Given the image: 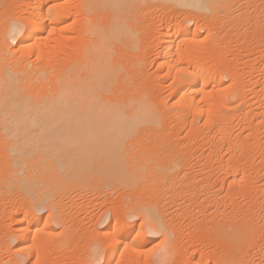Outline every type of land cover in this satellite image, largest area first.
Returning <instances> with one entry per match:
<instances>
[{
    "label": "bare ground",
    "instance_id": "6f19581e",
    "mask_svg": "<svg viewBox=\"0 0 264 264\" xmlns=\"http://www.w3.org/2000/svg\"><path fill=\"white\" fill-rule=\"evenodd\" d=\"M233 2L232 5H234ZM230 3L229 0H0V214L9 210L11 201L22 202L19 208L16 206L17 209H13L14 217L11 215V221L4 227L0 236V254L1 256L2 252L6 254L5 260L0 258V264H22V262L47 264L48 260L45 257L48 253H45L47 248L45 246L49 240L52 242V238L47 235L49 232L46 233L45 229L52 226L50 225V218H53L52 223L57 226L68 219L67 212L62 210L67 217L64 220L63 213L59 210L58 205H60L61 200H55V195L58 196L55 192H59L56 186L64 185L67 182V177L73 181L67 186L70 188L71 184L75 185L77 180L74 174L76 175L78 171V175H80L84 171L83 169L87 172L84 171L85 174L81 177L86 176L89 180L92 174H89L88 171L93 172V177L95 176V180L98 179L99 181H94L92 176L91 180L93 179V182L99 185L109 181H111L109 183L115 181V184L120 181H128L129 183L122 184H128V186L130 184L132 187L135 181L142 179L137 182L139 186L145 180V175H153V172L154 177L152 176V178H155L152 179L150 175L147 178L149 183L150 179L154 181L150 187L155 193L152 192V195L147 190L149 185L148 188L146 187V191L151 193L150 196L148 195V202L150 201V203L147 206L143 205L144 203L137 204L138 206L131 210L128 208L122 214H120L121 212L118 213L119 216L115 217L114 223L111 225L108 223L102 231L99 230L101 239L104 240L102 243L88 245L86 242L87 251L84 250L85 255L82 256L87 259V264H96L97 261H101V264H140L142 259L146 257L148 244L153 240L152 236L157 233L162 235L157 245H161V247L159 246L161 251L153 255L156 258L154 257L155 259L151 264H167L171 254H175L173 250L176 243L175 245L173 243L179 238L177 235L181 234L178 229H168L171 226L168 224L170 217L166 218L169 215L172 216L174 212L173 209V211H168L170 209H168L167 204L171 206V203L173 205L174 202L177 203L176 200H180L176 192L175 195L170 192L173 191L171 188L176 182L175 179L173 180L174 183L171 182L172 180L167 183L168 181L165 182L164 180L167 179V176H163V174L169 175L170 172L172 174L175 171H172L175 169V165L170 164L172 167L168 166L169 173L166 174L158 171L157 168H160V165L157 166L156 170L152 168L156 162L155 165L150 166L151 170L154 169L153 172L149 171L148 173L146 168L144 172L142 171L143 165L137 164L139 167H133L122 164L123 157H127L123 156V150L126 148L123 144L127 145L123 140L131 138V134L134 133L135 135L137 130L140 131L145 126L151 128V126L159 125V120L165 119L167 114L157 104L162 103V101L154 99L150 83H146L148 80L146 79L148 78L146 76L147 70L143 67L145 58L141 56V52L140 57L139 52L136 51L140 50L141 44L139 26L142 21L140 20L144 15L146 6L152 7L151 4L153 6L158 4V6L179 7L191 14V18H187L184 22L176 25L174 30L168 26L165 29L160 28L162 25L158 26V41L156 47L153 46L157 55V70L163 72L162 79L169 80L167 89L171 108L190 109L198 118L203 116L205 121L202 125L218 127L219 130L214 129L218 131L222 140L224 131H221L223 126L221 127L220 124L229 125L232 117L230 115L221 116L218 114L217 107L228 103H234L233 107L235 108L239 107L240 104L243 105L245 102L244 92L254 95L257 84L252 82L247 84L245 88L240 87L241 85L239 86L238 78L235 75L239 68L231 65L230 69L227 67L226 70H221L217 68L215 60L205 61L197 57L194 51H191L190 44L199 45L204 39L208 40L209 45L215 43L217 29L214 32L216 27V23L213 24L214 20L223 21L222 24H224L226 22L224 20L227 19L231 24L236 19H240L239 22L242 24L239 27L243 24L245 26L249 24L250 11L246 10L249 18L245 10H242V15L240 13L236 17L233 15L234 10H230ZM199 15L210 19L214 18L212 21L205 20L201 24L208 28L207 37H202L196 31H193L192 34L188 27V23L194 20L193 17ZM212 15L214 16L211 18ZM238 20L237 25L239 24ZM232 24H236V22ZM235 27L238 26L235 25ZM245 30L242 33H248V30L246 32ZM233 66L237 69H233ZM232 69L235 73L230 71ZM261 69L264 70V62ZM149 77L151 76L149 75ZM225 78H230L228 87L223 83ZM261 83L263 85L260 83L259 85L263 87L264 82ZM212 91L218 95L227 92L228 100L222 102L220 97L212 94ZM253 101L247 103L248 113L249 111H257L256 108L259 105L256 104L257 101ZM181 115L182 113L179 111L178 116L181 117ZM259 118L261 119V117ZM198 129L200 130L199 127ZM121 143L123 144L120 145ZM62 145H67L69 148ZM121 146L124 147L123 150ZM50 158L53 159L49 164L52 166H50V170H48L49 166L45 164L48 174L51 175L47 177L48 175L45 173L47 171L43 169L44 165L42 166L40 163L41 160L44 163L45 159L49 161ZM127 162H130V158ZM172 162L176 164L175 161ZM31 166L34 167L35 171L32 170ZM40 166L43 168L41 167V169ZM165 167L161 166L162 169H160L166 172L168 170ZM51 168L52 172H50ZM62 168L65 169L62 175L66 172L69 174L70 168L78 169L74 171L75 173L72 171V177L75 179L67 175L63 177L59 173ZM80 168L82 169L81 172ZM155 171L161 172L158 173L159 176L155 174ZM52 174H55L59 180L54 178L55 180L52 181ZM161 175L163 176L162 181H158V179L161 180ZM204 175L202 176L204 177ZM61 176L63 178L67 176L65 181L63 178L61 179ZM81 177L78 176L77 179L80 181ZM157 177L159 178L157 179ZM91 180L90 183H92ZM195 180L198 181V179ZM186 187L185 190L187 189L186 191L189 193L192 186L191 188ZM194 188L196 189V187ZM193 190L192 192L195 191L196 193L197 189ZM11 195L12 197L16 196L12 199ZM159 201L166 207L158 208L157 203ZM185 201L187 200L185 199ZM188 201L190 202V200ZM184 202L180 204H184ZM15 204L18 205L17 202ZM161 204L158 203V205ZM44 210H46L45 217L42 214ZM83 211L85 216L89 214V212L86 213V210L83 209ZM125 213H128L129 216H137L140 222H128L129 218ZM2 214L1 216H3ZM100 217H102L101 220L98 219L100 222L106 219L105 215ZM248 224L246 223L243 227V224L241 226H232L231 224L230 226L224 223L223 226L220 224L219 227H217L218 225L215 226L217 227L216 232L214 227H210V229L214 230L213 234L224 235L225 233L228 244H230V247L227 246L236 249L240 242L238 236L242 238L244 234H250V226H246ZM64 228L62 229L65 231ZM86 238L89 239L87 236ZM56 239L54 240L56 241ZM191 244L193 245L192 242ZM62 245L61 243V247ZM14 246L20 249V257L23 259L18 258ZM176 247L178 249L177 245ZM240 250L242 249L240 248ZM60 253L59 255H61ZM189 253L192 252L183 249L179 255L184 257L188 264H243L241 253L240 255L235 252L231 253L233 254L232 258L220 259V262L218 259L217 262L212 261V263L209 262V257L203 256V254L194 258L191 256L193 253L190 255ZM174 257L173 255L170 259ZM75 258L72 259L77 260ZM180 258L178 257V259ZM171 261L168 262L171 264Z\"/></svg>",
    "mask_w": 264,
    "mask_h": 264
},
{
    "label": "rangeland",
    "instance_id": "374dc122",
    "mask_svg": "<svg viewBox=\"0 0 264 264\" xmlns=\"http://www.w3.org/2000/svg\"><path fill=\"white\" fill-rule=\"evenodd\" d=\"M230 1H231L230 10L231 9L234 10L233 11L234 14L232 13L233 15L236 16L240 13L242 15V12L244 10L245 12L246 10L248 12L250 11V16H251L250 18H249L248 12H246L249 18V20L246 19L249 21V24L248 23H247L248 25L246 24L247 26L243 24L239 27V25L242 24V22H239L240 19L239 20L236 19L237 16L235 17L236 21L231 22V24L234 22H236V24H232V25L227 19L224 20L226 21L225 22L226 24L225 23L222 24L223 21L222 22L218 20L215 21L214 18L210 19L209 17L207 18L202 15H199L198 17L197 16L193 17L194 20L188 23V27L190 31L192 32V34H193V31H196V33L201 34L202 37H207L208 35L207 33L208 28L203 27L201 25L203 24V21L209 19L210 21L214 20L213 24L216 23L215 24L216 27L214 28V32L217 29L215 43L209 45L208 40L204 39L205 41L203 40L202 42L199 43V45L190 44L192 48L191 51H194V54L197 57L205 61L215 60L216 61L215 64H217L216 65L217 68L221 70H224L227 67H229L230 69L231 65H234L237 68H239L238 70H236L237 68L233 66V69L236 70L235 75L238 78L239 86L241 85L240 87L243 86V88H245L247 84L249 85L252 82H255L257 84L255 86L256 92L254 95L252 94L253 96L247 93L246 91H245L246 93L244 92L245 95L243 94V97H244L245 102H243V105L240 104L239 107L235 108L233 107L234 103H231V104L228 103L227 105L224 104V105H219L217 107L218 114H221V116L230 115L233 119V120L231 119V121L228 123L229 125L225 124L227 125L226 127H224L225 125H222L223 123L220 124L221 127L223 126L221 128L222 129L221 131L222 132L224 131L222 135L223 137L222 140L220 138V134H218V131L217 130L215 131V129L216 128L218 129V127L216 128L214 127L215 128L214 129L213 127H209V126L206 127V125H202L203 122L205 121L203 116L198 118L190 109H182V108H174V107L171 108V100L169 98V91L167 89L169 80L162 79L161 75L163 72L157 70V62H156L157 55H156V50L154 47H156L155 45L158 41V36H159V34H157L158 26L162 25L160 26V28L162 29H165L168 26L170 29L174 30L176 25H178L181 22H184V20H186L187 18H191V14L186 13L185 11H183L182 8H179V7H174V6L167 7L163 5L158 6V4L157 5L154 4L155 6H153V4H151L152 7L149 5L146 6V8L148 7L147 10L145 8L146 12L143 10L144 15L141 17L142 19L140 20L142 21V23H140L141 25L139 26L140 27L139 32H141L140 33L141 34L140 43L142 45L140 44V50H136V51L139 52V56L141 52V56L145 58L144 60L145 63L142 60L141 62H143V65H144L143 67L146 68L147 70L146 76L148 78L146 79L148 80L146 81V83L147 82L150 83V86H151L150 89L152 90L154 99H160L162 101V103L160 104L157 103V104L161 106L163 111H165L167 114L165 115L166 117L165 119L163 118L159 120L160 124L155 125L156 127L151 126V128H149L150 126L148 127L145 126L141 128L142 130L140 131L142 132L137 130L135 132V135L134 133L130 135L131 138H128L129 137L128 136L127 138L129 139V141L128 139H125L126 141L123 140L124 143L126 142V144L129 146V148L127 145L123 143L120 144V145L123 144L124 147L127 148V149L126 148L124 149V147L121 146L122 147L121 149L122 150L124 149L123 150L124 152L122 151L124 154L123 156L125 157L127 156V157L126 158L123 157L124 159L123 163L121 161L120 162L124 165H129L133 167L134 166L136 167L138 165L139 166L143 165L144 169L142 168L143 169L142 171L144 172L146 168L147 173L149 171L151 172L154 169L156 170L158 165H160V168L161 166H163V168L167 166L165 167L166 169L168 168V166H171L170 164H172L173 166L175 165L174 166L175 169H172V171L173 170L175 171L172 172V174L171 172L169 175L163 174V176L164 177L167 176V179H168L167 180L165 178L164 179L165 182L168 181L167 183H169V181L172 180L171 182L174 183V181H176L173 184L174 188L173 186L171 188L173 189V191H170V192L172 194L174 193V195L176 192V194H178V199H180L179 201L176 200L177 203L174 202L175 205L174 203L173 205L171 203V206L170 204L169 205L167 204V206L170 207V208L168 207V209H170V210L167 209L168 211H171L172 209L174 210V212L172 213V216L169 215L168 217H166V218L170 217L168 224L171 225L170 226L171 228L167 224V226L169 227L168 229H172V228H173L172 230L178 229L180 230V233H181V234L178 233L181 236L177 235V237L179 238H177L178 240L176 239L175 240L176 242L173 243V245H175L176 243V245L178 246V249L175 245L174 250H173L175 251L173 252L175 253L173 254L175 257L173 259H170L173 257V255L171 254V257L169 256L170 258L168 259V261L172 260L171 264H181V263L188 264L187 260L184 259V257L179 256L181 255L180 252H182L183 249L184 250L187 249L188 251L192 252L193 255L191 256H193L194 258L197 257L199 254H203V256L209 257L208 259H210L209 260L210 263H212V261L217 262L216 260L218 259H219L218 261L220 262L221 260H224L227 257H231L233 255L231 253L235 252L237 255L238 254L240 255L241 253L240 256L243 261V264H264V86L261 87V85H259V83L263 85V83L261 82H264V70L261 69L263 68V62H264V59H263L264 57V0H229V2ZM232 2L234 5H232ZM236 3H237V6H236ZM239 4L241 5L238 6ZM213 16L214 15H212L211 18ZM237 20L239 23L238 25H237ZM198 23L199 25L197 26ZM235 25L238 27H235ZM212 26L214 27V25ZM228 27L231 29H229ZM243 27L245 28L243 29ZM226 29L227 30L229 29V30L227 31ZM244 30L245 32L248 30L247 31L248 33H242L244 32ZM152 48L155 50V52ZM143 58H140V59H143ZM233 69L230 71L234 72ZM149 75L151 77H149ZM223 83L225 84V86L228 87V85L230 84V78L223 79ZM212 94L216 97H220V100L222 102L228 100L227 92H224L223 94L218 95L216 94V92L212 91ZM253 100L255 102L257 101L256 104H258L259 106L258 108H256L257 109V111L255 110L256 112L249 111L248 113L247 103ZM179 111L182 113L181 117L178 116ZM259 117H261V119ZM201 125L202 127H200ZM198 127L200 128L201 131L198 129ZM58 142H62V141H58ZM62 146L65 148H69V146L67 147V145H62ZM121 158H122V153H121ZM121 158L120 160H122ZM129 158H130V162H127ZM50 159H48L49 161L45 159L44 163H43V160H41L42 162L40 164L42 166L44 165L43 166L44 168L42 166H40V168L42 167L43 169H46L47 166L45 167V164L49 166L50 162H52L53 160L51 159L50 161ZM177 159L179 162L177 161ZM170 160L175 161L177 166L175 163H173ZM155 162H156V165H155ZM164 163H166L165 166H164ZM181 163L184 165H182ZM152 164L155 166H153ZM180 164L182 165V167ZM50 166L48 167V170H50L49 169ZM150 166L151 167L153 166L152 168L154 169L151 170ZM31 168H33L32 170H34V167L31 166ZM160 168H157L158 171H161L162 173H166V174L169 173V169H167L168 171L163 172V170H161L162 168L161 169ZM28 169L30 170V167H28ZM70 169L71 171H69V174L70 172L72 174V171L73 173H75L74 171L78 170V169L74 170V168H70ZM83 170L87 172V170L85 169ZM52 171L53 170L51 168L50 172ZM64 171L65 169L63 170L62 168V171L59 173L62 175ZM81 171L82 169L80 168V172ZM84 171H82L80 175H78V171L76 175L74 174V177L77 180L76 181L77 187H76V184L75 185L71 184L70 186L71 189L69 188V186H67V184L73 182L71 178L67 176L72 177L73 174L69 175L66 172L65 174L62 175L63 177L64 175H67L65 176V178L67 177V182L68 181L69 182L64 183L66 187L64 185L59 184L61 188L59 185L56 186L58 187L57 189L59 190V192L56 193L55 190L53 191V194L54 192L55 194H58V196L55 195V200L56 199L57 201L58 199L59 201L61 200L60 205H58L59 210L60 211L63 210L67 212L66 214L65 212L63 213L62 211L63 219L65 220L67 219V217L68 219L66 220V222L63 221L61 225L57 226L55 223H52L53 218L52 217H51L52 219L50 218V225L52 226L49 229L47 228L45 229L47 231L46 233L49 232L47 235L51 236L52 238L51 240L52 242H50L49 240L50 243L48 242L45 246L47 247L45 249L46 250L45 253H48L46 254L47 256L45 257V259L48 260V261L46 260L47 264H54V263L55 264H70V263L75 264L76 262H77L76 264H87L88 262L87 259H84L83 257L85 255L84 250L87 251L88 245H92V243L99 244L104 241L103 239H101L99 230L102 231L103 227H105V225L108 223L110 225L111 223H114L115 217L119 216L118 213L121 212L120 214H122L124 210L127 211L128 208L131 210L132 208L137 207L139 204H142V203H144L143 205L147 206L150 203V201L148 202L150 194L152 192L154 193V191L152 190V187H150V185H152L153 184L152 182L154 181L153 180L151 181L150 179V183H149V180L147 178L150 174L146 176L147 175L146 172H145L146 178L145 180L142 181V184L138 183L140 185L139 186L137 185V182H140V180H142L140 179L137 182L135 181V184L132 185L131 187L130 184L129 186L128 184L127 185L122 184V183H125V184L129 183L128 181L126 182L120 181L118 182L119 184L118 183L115 184L116 183L115 181H113V183H109L111 182L109 181L105 184L103 183L100 185L95 184V182H93V179L94 181H99V180L98 179L95 180V176L93 177V172L90 173V171H88L89 174H92L90 175L89 180H88L86 176H84L83 178L81 177V175L83 176L85 174ZM158 171H155L156 172L155 174L161 173ZM42 172H45V171H42ZM45 173H47L48 175L47 177L51 176L50 173L48 174V171ZM188 173H189V176H187ZM201 173L202 175L205 174L204 177L201 175ZM55 174L54 175L52 174L54 176V177L52 176L51 178L52 181H54L55 180L54 178H56ZM153 175H154V172H153ZM153 175H150L151 178ZM62 176H61V179L63 178ZM78 176L81 177L80 181L77 179ZM91 176L93 178L92 180H91ZM163 176L162 175L160 176L161 180H159L158 179L159 177H157L158 181H162ZM188 177H191V178H188ZM43 178L44 177L42 176V179ZM65 178H63V180ZM56 179H58V177ZM152 179H155V178H152ZM195 179H198V181ZM90 180L92 181V183L89 182ZM189 184L192 186L194 190L197 189L196 193ZM79 185L81 186L79 187ZM91 185H93V187H91ZM148 185H149V188H148ZM178 185L179 187L176 188V186ZM186 185L187 187L189 186L191 188L190 191L188 188L190 195L186 191L187 189L185 190ZM102 186L104 187L102 188ZM146 187L148 188L147 190L151 193L146 191ZM194 187H196V189ZM192 190L194 191V193L192 192ZM180 193H181V196H179ZM188 197L189 198L191 197V198L189 199ZM185 199L187 201H185ZM188 200H190V202ZM180 201L181 202L185 201V202L184 204H180L181 203ZM16 202L18 203L19 206L15 204ZM21 203L22 202L19 203L18 201H15V202L11 201V204L9 203L10 205H9V210L7 211L8 213L7 212L3 214L1 213L3 216H1L0 214V236L2 235L4 231V227L8 224V222L11 221L12 219L11 217L14 215L13 209L16 210L17 209L16 206L19 208ZM67 203H70V204H67ZM158 203L161 204V201H159ZM158 203H157L158 208L160 207L163 209L164 207H166V206H163L162 204L158 205ZM63 204H67L68 206L67 205L64 206ZM83 209L87 211V212L85 211L86 213L89 212L88 215L90 217L88 215L85 216ZM92 209H93V212H92ZM201 209L202 211H200ZM9 212H12L13 214ZM42 214H44V217H45L46 210H44V212L42 211ZM64 214H66L67 217ZM127 214L126 216L127 218H129L128 222L129 221L137 222V223L140 222L137 216H132V215L129 216V214L128 215ZM104 215L106 216L105 220L107 221L102 220V222H100L99 220L102 219V217L100 216H104ZM233 219H234V222H233L234 224L232 223ZM236 221L237 223L238 222L239 223L237 224ZM224 223L229 224L230 226L231 224L232 226H239V225L241 226L243 224L242 225L243 227L246 223L247 224L249 223L246 226H250V229L249 228L248 229L250 230L251 235L243 233L244 234V236L242 234L243 241H241L242 238L241 237L239 238L238 236V239L241 243L239 242L238 244L239 247H237L236 249L232 248L233 249L232 250L231 248H229L230 244H228V241H227L228 238L225 235V233H224L225 237L223 234L217 235L218 233L217 234L215 233L216 228ZM63 224L64 226H62ZM210 227L212 228L214 227L213 229H215V232H214L215 234H213L214 230H211L212 228L210 229ZM62 228H64L65 231L68 230L69 232L68 231L65 232ZM205 229L208 231H206ZM61 230L63 231L61 232ZM209 232H212V233H209ZM59 233H62V234H59ZM86 236L89 239L87 238L85 239ZM161 236H162L161 233H157L154 236H152L153 240L152 242L148 244V247H147L148 251L146 253L147 255L145 254L146 257L144 256L145 258H143L142 257L143 254L141 255V257L143 258V259L141 258L143 261V262L141 261L142 264H151V262L156 258L155 256L154 258L153 255L161 251V248H160L161 245H159L160 247L157 246L158 243L160 242ZM55 238H57L56 241L54 240ZM86 242L88 243V245ZM191 242L193 243V245L191 244ZM61 243L63 244L62 245L63 248L61 247ZM243 245L244 247H242ZM14 247L13 249L15 250V252L17 251L16 255L19 258L20 249L16 246ZM240 248L242 250H240ZM179 250H182V251H179ZM62 251H65V252H62ZM3 253L4 252H2L3 257L0 254L1 256L0 258L2 260H5L6 254L5 253L3 254ZM59 253L61 255H59ZM192 253H189V255ZM74 254L75 255L78 254V255L75 256ZM177 256L181 258L178 259ZM73 257H76L75 259L77 260L72 259ZM20 259H23V257H20ZM168 261L166 262L167 264L169 263ZM97 262L96 264H101V261H97ZM22 264H28V263L22 262Z\"/></svg>",
    "mask_w": 264,
    "mask_h": 264
}]
</instances>
